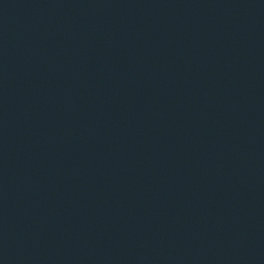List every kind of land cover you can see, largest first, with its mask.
I'll return each mask as SVG.
<instances>
[{
  "label": "water",
  "instance_id": "1",
  "mask_svg": "<svg viewBox=\"0 0 264 264\" xmlns=\"http://www.w3.org/2000/svg\"><path fill=\"white\" fill-rule=\"evenodd\" d=\"M0 264H264V0H0Z\"/></svg>",
  "mask_w": 264,
  "mask_h": 264
}]
</instances>
